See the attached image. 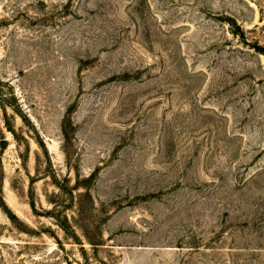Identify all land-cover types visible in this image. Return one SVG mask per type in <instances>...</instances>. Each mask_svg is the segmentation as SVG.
<instances>
[{
    "label": "rangeland",
    "instance_id": "rangeland-1",
    "mask_svg": "<svg viewBox=\"0 0 264 264\" xmlns=\"http://www.w3.org/2000/svg\"><path fill=\"white\" fill-rule=\"evenodd\" d=\"M0 264H264V0H0Z\"/></svg>",
    "mask_w": 264,
    "mask_h": 264
}]
</instances>
